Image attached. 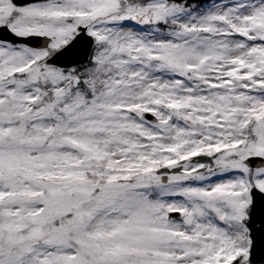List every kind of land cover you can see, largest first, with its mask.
<instances>
[{
	"label": "snow or ice",
	"instance_id": "snow-or-ice-1",
	"mask_svg": "<svg viewBox=\"0 0 264 264\" xmlns=\"http://www.w3.org/2000/svg\"><path fill=\"white\" fill-rule=\"evenodd\" d=\"M0 264H264V0H0Z\"/></svg>",
	"mask_w": 264,
	"mask_h": 264
}]
</instances>
